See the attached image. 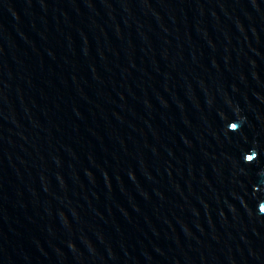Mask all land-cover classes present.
Here are the masks:
<instances>
[{
	"label": "water",
	"instance_id": "obj_1",
	"mask_svg": "<svg viewBox=\"0 0 264 264\" xmlns=\"http://www.w3.org/2000/svg\"><path fill=\"white\" fill-rule=\"evenodd\" d=\"M0 264H264V0H0Z\"/></svg>",
	"mask_w": 264,
	"mask_h": 264
}]
</instances>
